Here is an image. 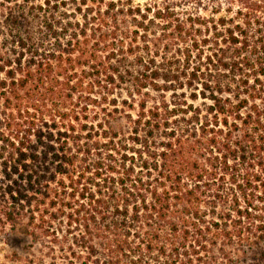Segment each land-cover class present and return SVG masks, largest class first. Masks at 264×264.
<instances>
[{"label":"trees","instance_id":"1","mask_svg":"<svg viewBox=\"0 0 264 264\" xmlns=\"http://www.w3.org/2000/svg\"><path fill=\"white\" fill-rule=\"evenodd\" d=\"M0 232L21 264H264V0H0Z\"/></svg>","mask_w":264,"mask_h":264},{"label":"rangeland","instance_id":"2","mask_svg":"<svg viewBox=\"0 0 264 264\" xmlns=\"http://www.w3.org/2000/svg\"><path fill=\"white\" fill-rule=\"evenodd\" d=\"M146 1V0H139ZM30 241L23 237H10L0 232V264H21L14 258V253L18 252L25 256Z\"/></svg>","mask_w":264,"mask_h":264}]
</instances>
